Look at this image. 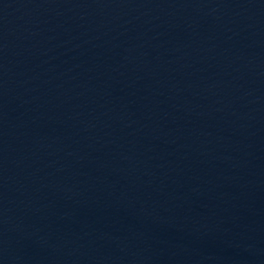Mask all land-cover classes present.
Listing matches in <instances>:
<instances>
[{"label":"water","instance_id":"1","mask_svg":"<svg viewBox=\"0 0 264 264\" xmlns=\"http://www.w3.org/2000/svg\"><path fill=\"white\" fill-rule=\"evenodd\" d=\"M0 264H264V0H0Z\"/></svg>","mask_w":264,"mask_h":264}]
</instances>
